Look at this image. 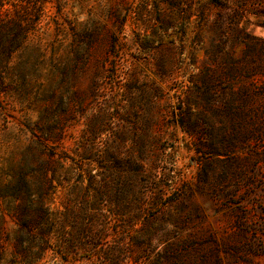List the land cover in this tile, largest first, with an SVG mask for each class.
I'll list each match as a JSON object with an SVG mask.
<instances>
[{
    "label": "rangeland",
    "instance_id": "rangeland-1",
    "mask_svg": "<svg viewBox=\"0 0 264 264\" xmlns=\"http://www.w3.org/2000/svg\"><path fill=\"white\" fill-rule=\"evenodd\" d=\"M0 264H264V0H0Z\"/></svg>",
    "mask_w": 264,
    "mask_h": 264
},
{
    "label": "trees",
    "instance_id": "trees-1",
    "mask_svg": "<svg viewBox=\"0 0 264 264\" xmlns=\"http://www.w3.org/2000/svg\"><path fill=\"white\" fill-rule=\"evenodd\" d=\"M20 1H25V2H28V1H30V0H20ZM191 83L194 85L195 84V81H191ZM196 88L199 90V88L196 86ZM227 104V103H226ZM226 106H228V105H226Z\"/></svg>",
    "mask_w": 264,
    "mask_h": 264
},
{
    "label": "bare ground",
    "instance_id": "bare-ground-1",
    "mask_svg": "<svg viewBox=\"0 0 264 264\" xmlns=\"http://www.w3.org/2000/svg\"><path fill=\"white\" fill-rule=\"evenodd\" d=\"M109 6H111V5H109ZM114 6V5H113ZM112 7V6H111ZM110 8V7H109ZM113 9V8H112ZM111 17V16H110Z\"/></svg>",
    "mask_w": 264,
    "mask_h": 264
}]
</instances>
